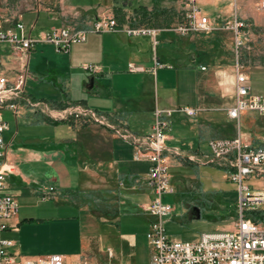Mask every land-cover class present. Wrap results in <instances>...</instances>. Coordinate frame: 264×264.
Wrapping results in <instances>:
<instances>
[{
	"label": "crops",
	"instance_id": "0c3cea01",
	"mask_svg": "<svg viewBox=\"0 0 264 264\" xmlns=\"http://www.w3.org/2000/svg\"><path fill=\"white\" fill-rule=\"evenodd\" d=\"M205 1L216 16L213 19L212 32L188 35L175 33L171 36L159 31L155 37L156 43L149 35H128L123 31L90 32L82 43L72 45L67 54L58 58L57 63L54 62L40 72L31 71L28 60L25 95L35 105L32 108L22 107L16 117L9 110L3 111L7 122V130L3 133L5 159L12 166L11 172L7 174L3 193L13 196L19 204V212L1 233L2 238L14 242L13 247L8 248L10 254L19 258L29 257L28 254L31 257L51 255L37 252V240L44 238L47 229L54 235L61 233L68 224L78 223V216L74 213H60L63 206H72L79 210L87 208L99 222L105 221L117 226L120 188L146 194V203L151 198L144 182L148 170L140 173L133 167L135 145L132 139H125L115 130L83 117L76 118L71 115L66 119H52L51 115H56L57 107L64 112L77 108L104 115L121 131H127L132 137L139 138L150 133L156 109L181 107L175 105L176 93L178 90L183 93L187 91L188 96L192 95L193 101L197 103L191 108L200 109L197 116L190 118V123L193 124L188 128L190 139L186 149L167 146L192 154L199 160L190 162L171 158L170 165L180 161L210 165V161L203 158L208 153L206 145L210 139L234 137L238 133L252 141L261 137H247L240 126V119L245 114L252 118L250 124L254 123V117L258 115L244 112L239 121H234L227 115V109L232 104L234 75L230 58L225 53V37L226 32L233 33L224 26L234 19L237 12L235 17L247 25L245 31H250L245 20L250 17L253 31L258 32L264 39V22L252 17L246 8V2L234 11L227 0ZM260 1L251 0V6L260 15H264V10L257 7ZM139 11L146 13L147 10L142 8ZM112 15L124 27H138L124 23L121 19L123 13L115 9V6L103 11L85 9L71 13L63 8L60 0H0V19L8 20L11 24L24 21L25 29L33 36L63 24L76 22L79 26H84L95 18ZM228 17L231 20L226 21ZM219 21H222L221 24ZM3 25L7 27L9 23L3 22ZM201 37L205 39V51L198 47ZM162 42L171 44L172 50L169 54H159L157 46ZM261 43L264 45V40ZM46 49L51 50L54 47L50 44H35L29 54ZM195 56L207 61L198 64L200 73L195 76L192 85L189 84L186 89L179 88L180 73L189 75L194 70L192 67L197 65ZM0 58L7 68L13 69L18 65L11 54L3 56L0 53ZM154 60L162 68H154ZM167 61H172L173 65L166 63ZM88 65L93 66L94 70H86L84 67ZM129 65L138 70L130 71ZM167 66L171 69L165 68ZM252 69L264 71V59L256 62L250 70ZM247 75L251 88L252 77L249 73ZM31 79L51 82L59 90V98L35 100L28 91V82ZM263 80L262 83L259 82L260 86L264 85ZM160 82L167 91L162 96L158 94ZM231 88L229 104L228 94ZM172 115L167 119L168 130L171 122L175 123V120H171ZM230 128L235 130L233 134L228 132ZM169 139L167 136V141ZM146 163L149 169L150 163ZM261 184L263 187L264 178ZM44 195L47 196L46 199H43ZM146 205L142 204L140 207L148 232L151 217L144 210ZM70 219L76 223H70ZM116 236L117 250L121 255L126 239L134 242L135 238L133 234L118 233ZM21 238L25 244L22 245L20 241L19 246L17 240ZM107 250V258L97 261L98 263H92L88 255L81 254L75 258L73 264L83 260L90 264H121L119 258H114L112 249ZM64 257L66 264H69V257Z\"/></svg>",
	"mask_w": 264,
	"mask_h": 264
},
{
	"label": "built area",
	"instance_id": "2783aa9c",
	"mask_svg": "<svg viewBox=\"0 0 264 264\" xmlns=\"http://www.w3.org/2000/svg\"><path fill=\"white\" fill-rule=\"evenodd\" d=\"M234 11L247 0H227ZM186 10L181 21L167 29L179 35L196 32H208L212 29L209 18L196 5V0H184ZM264 10V0L257 6ZM3 22H8L5 27ZM247 25L234 16L224 28L233 33V48L235 64L233 68L234 82L232 104L227 109V115L234 121H239L244 112H250L264 119V96L251 93L248 75L239 63L240 51L245 46ZM123 31L128 35H149L154 39L160 31L144 26L124 27L115 16L95 18L84 26L76 22L52 27L40 31L33 36L25 29L21 21L11 24L8 20L0 19V44L7 45L11 55L18 65L7 68L0 58V264H66L65 257L51 254L37 257H15L8 252L14 242L2 238L1 233L9 226L8 222L18 212L17 200L4 194L6 177L12 166L5 159L3 133L7 130V122L3 111L9 110L16 117L22 107L35 105L25 95V83L28 76V60L30 50L35 44H50L55 51L67 54L74 44L82 43L87 33ZM162 65L154 60V68ZM93 71L91 65L84 67ZM130 71H136L129 65ZM200 109L187 106L170 110L154 111L155 120L150 133L142 137H132L127 131L113 125L110 119L96 112L71 108L64 112L57 110L52 119L61 120L74 115L85 118L100 125L115 130L125 139L135 145V160H146L150 163L144 182L148 187L151 198L145 206V212L151 217L146 238L150 247L149 264H264V223H255L250 217L251 212H264V186L259 190L251 189L247 183L250 178H264V136L257 141L246 139L238 133L234 137L210 139L207 142V154L203 158L223 168L227 179L235 184L237 191L236 221L233 229L203 233L196 242L172 240L166 233L164 222L173 212V206L163 202V197L174 193L170 183L169 160H199L196 156L185 153L177 148L168 147L166 131L169 129L168 118L174 113H182L188 118H194ZM47 196H43L46 199ZM78 264H90L83 260Z\"/></svg>",
	"mask_w": 264,
	"mask_h": 264
},
{
	"label": "rangeland",
	"instance_id": "374dc122",
	"mask_svg": "<svg viewBox=\"0 0 264 264\" xmlns=\"http://www.w3.org/2000/svg\"><path fill=\"white\" fill-rule=\"evenodd\" d=\"M60 1L63 8L70 10L71 13L81 12L85 9L103 11L115 6V9L123 13L121 19H123L124 23L134 24L135 26L155 27L162 34H169L171 36L175 33L173 31L168 32L167 29H170L177 22L181 21L186 10L184 0ZM196 5L211 21L212 29L208 32H212L214 30L213 19L216 17L214 12L207 7L209 5H207L205 0H196ZM246 6L255 20H262L264 22V15H260L259 12L253 9L251 0L246 1ZM142 8H146V13L139 11ZM225 20L229 21L231 17ZM245 20L249 25L250 31H248L250 33L248 31L246 32V44L240 51L239 63L243 66V70L252 77V92L254 94L264 95V85L260 86V83L264 79V71L250 70L255 66L256 62L264 59V45L261 43L264 39L258 32L253 31L252 19L248 17ZM219 22L221 24L222 21ZM23 24H25L24 21ZM53 26L56 25L53 24ZM208 32H196L193 34H206ZM199 42L198 47L205 51V39L201 37L199 38ZM225 42L227 45H225V53L230 58L231 69H233V64H235V54L232 45L233 34L226 32ZM262 45L263 47H261ZM157 47L159 54L162 52L169 54L172 50L171 44L164 42L158 43ZM0 53L6 56L11 51L7 45L0 44ZM40 53H42V56H39ZM61 55L64 54L55 51V49H46L38 53L29 54V69L40 72L42 69L52 66L54 62L57 63ZM170 57L172 58V55ZM195 58L197 65L192 67L194 69L192 73L189 75L180 73L179 88L186 89L189 84L192 85L195 76L200 73L197 69L198 64L207 61L204 58L199 59L197 56ZM166 63L173 65L172 61H167ZM165 68L171 69L169 66ZM28 87V91L37 101L59 98L60 95L59 90L51 82H38L31 79L28 82ZM172 90L171 92L174 94ZM164 92L167 91H165V88H163L160 82L158 86L159 96H162ZM231 92L232 88L228 96H231ZM230 96L228 100L229 104L231 103ZM176 103V107L177 105L181 107H195L197 105L193 101L192 95L188 96L187 91L183 93L179 90L176 93ZM57 110H59V107H57ZM247 115L245 114L240 119L241 131L252 139L264 135V119L255 116L254 123L250 124L252 118H249ZM171 120H175V123L171 122L170 130L166 131V135L170 138L166 144L171 147L186 149V144L190 139L188 128L193 125L190 123L191 119L182 113H174ZM245 120L246 123L244 122ZM228 132L233 134L235 130L230 128ZM133 167L140 173L148 170V164L145 160H139L137 162L134 160ZM168 172L170 183L174 187V193L165 195L163 202L171 204L173 206V212L165 220L163 225L167 235L172 240L196 242L203 233L233 229L237 215V191L235 184L227 179V173L224 169L219 168L215 163H210V165H197L180 161L179 163L170 165ZM247 181L251 189L259 190L262 188L261 179L253 177ZM147 198L148 196L146 194L142 195L135 191H126V189L120 188V193L118 194L119 206L117 209L119 215L117 226L109 222H99L87 208L79 210L72 206H63L61 207L60 213L65 215H68V213L69 215H73L74 213L78 216V223L70 219V223H76V225L68 224L67 228L62 229L61 233L57 232L54 235L47 229L43 236L44 238H39L35 244L37 252L39 251L41 254L57 253L62 256H67L69 257V264H73L75 258L81 254H86L92 263H98L97 261L107 258V252L109 253L107 249L110 248L114 252V258H119L121 264H149L150 247L145 236L147 223L140 207L142 204H147ZM196 211H198V215ZM45 230L43 229V231ZM118 233L133 234L135 238L134 242L131 239H126L124 245H122L121 255L118 253L116 245L118 240L116 235ZM20 241L22 245L25 244L24 239L21 238L17 240L19 246L21 245ZM28 256L31 257L29 254Z\"/></svg>",
	"mask_w": 264,
	"mask_h": 264
},
{
	"label": "trees",
	"instance_id": "16d2710c",
	"mask_svg": "<svg viewBox=\"0 0 264 264\" xmlns=\"http://www.w3.org/2000/svg\"><path fill=\"white\" fill-rule=\"evenodd\" d=\"M250 217L255 223H264V212H260V211L251 212Z\"/></svg>",
	"mask_w": 264,
	"mask_h": 264
},
{
	"label": "water",
	"instance_id": "95a60500",
	"mask_svg": "<svg viewBox=\"0 0 264 264\" xmlns=\"http://www.w3.org/2000/svg\"><path fill=\"white\" fill-rule=\"evenodd\" d=\"M196 213H197V215H198V211H196ZM197 215H196V216H197Z\"/></svg>",
	"mask_w": 264,
	"mask_h": 264
}]
</instances>
